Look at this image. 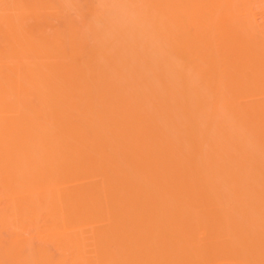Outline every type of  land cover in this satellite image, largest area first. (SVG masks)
Instances as JSON below:
<instances>
[{"label":"bare ground","instance_id":"6f19581e","mask_svg":"<svg viewBox=\"0 0 264 264\" xmlns=\"http://www.w3.org/2000/svg\"><path fill=\"white\" fill-rule=\"evenodd\" d=\"M256 9L264 0H0V264H77V220L144 195L129 189L264 176Z\"/></svg>","mask_w":264,"mask_h":264},{"label":"rangeland","instance_id":"374dc122","mask_svg":"<svg viewBox=\"0 0 264 264\" xmlns=\"http://www.w3.org/2000/svg\"><path fill=\"white\" fill-rule=\"evenodd\" d=\"M78 13L74 11L75 15L73 12L71 15L75 25L81 27L80 20L85 18L82 13L79 17ZM262 17L264 14L256 9V21H264ZM211 174L210 177L206 175L213 186L208 184L195 190L172 187L129 189V194L133 192L131 195H140V192L148 196H141L136 201L128 199L122 205L112 204L108 207L111 211L108 217L77 220V264L81 259H84L81 264H264V199H260L264 188L255 181L264 176L252 173L253 177L251 174L244 177L242 175L246 173H228L232 179L227 180L226 187L220 181L217 183L220 176L214 178ZM234 183L240 189L236 186L228 188ZM100 244L108 249L104 258L100 252V257L98 254L95 257L94 250L100 251ZM94 257L97 261L101 257L102 261L107 259L105 257L109 260L94 263Z\"/></svg>","mask_w":264,"mask_h":264}]
</instances>
